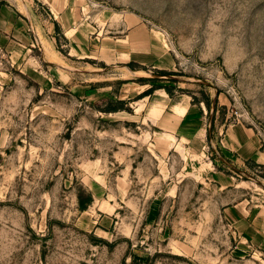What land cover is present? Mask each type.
I'll list each match as a JSON object with an SVG mask.
<instances>
[{
	"label": "rangeland",
	"instance_id": "374dc122",
	"mask_svg": "<svg viewBox=\"0 0 264 264\" xmlns=\"http://www.w3.org/2000/svg\"><path fill=\"white\" fill-rule=\"evenodd\" d=\"M55 1L0 0V264H264L223 214L264 200V0H67L93 38L160 37L175 75L80 52ZM160 93L210 112L200 152L161 151ZM240 122L262 154L241 167L215 137Z\"/></svg>",
	"mask_w": 264,
	"mask_h": 264
},
{
	"label": "crops",
	"instance_id": "0c3cea01",
	"mask_svg": "<svg viewBox=\"0 0 264 264\" xmlns=\"http://www.w3.org/2000/svg\"><path fill=\"white\" fill-rule=\"evenodd\" d=\"M64 4L60 7V1H55L53 6L51 5V12L55 20L65 29L68 40L77 42L76 47L80 52L93 51V53L101 54V62L107 66L135 64L143 69L146 67L157 70L172 68L174 61L162 44L160 37L143 26L127 27L121 36L105 39L93 38L89 32L84 30L83 24L80 27H73L79 19L76 18V12L73 9L71 12L68 10L67 0ZM10 23V20L8 22L0 20V30L5 29V26ZM71 32L72 35L68 36ZM91 44H97L99 47L97 50H93ZM77 48L75 50L78 52ZM166 94L160 93L161 97L157 102L163 103L161 113L157 118L147 116V123H151L160 130L163 140V143L161 141V151L170 152L175 146L182 145L192 156L193 153L203 149L211 131L208 119L210 112L205 106L192 104L189 99L173 102ZM136 110H139V107H136ZM216 131L215 137L224 156L233 164H238L241 167L248 160L254 158L262 160L255 133L242 122L219 126ZM261 162L264 164V161ZM240 170L243 172V169ZM231 179L234 178L217 172L213 175L212 180L226 188L231 186ZM223 214L232 232L241 240L242 244L247 242L264 253V200L261 203L253 204L252 201L241 198L237 202L227 205Z\"/></svg>",
	"mask_w": 264,
	"mask_h": 264
},
{
	"label": "trees",
	"instance_id": "16d2710c",
	"mask_svg": "<svg viewBox=\"0 0 264 264\" xmlns=\"http://www.w3.org/2000/svg\"><path fill=\"white\" fill-rule=\"evenodd\" d=\"M3 3H0V11H1V5H2ZM131 67L133 66V67H135V66H138V65H135V64H131L130 65ZM160 73H162V74H164V75H175V73L174 72H168V71H160ZM155 82V81H154ZM157 89H165L166 91H167V93L170 95V96H172V88L171 87H169V86H164V87H159V88H155L154 86L153 87H151L150 89H148L147 91H145L143 94H142V97H147V96H150V95H152L153 93H154V91L155 90H157ZM121 104H124V102L125 101H119ZM124 108H122V107H116V108H112L111 110H110V112H117V111H119V110H123Z\"/></svg>",
	"mask_w": 264,
	"mask_h": 264
},
{
	"label": "bare ground",
	"instance_id": "6f19581e",
	"mask_svg": "<svg viewBox=\"0 0 264 264\" xmlns=\"http://www.w3.org/2000/svg\"><path fill=\"white\" fill-rule=\"evenodd\" d=\"M134 75V74H133Z\"/></svg>",
	"mask_w": 264,
	"mask_h": 264
}]
</instances>
